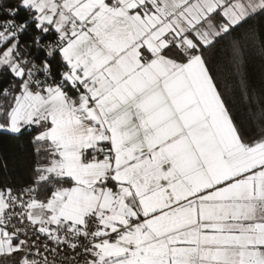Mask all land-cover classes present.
Returning a JSON list of instances; mask_svg holds the SVG:
<instances>
[{
  "label": "snow or ice",
  "instance_id": "6c2138e0",
  "mask_svg": "<svg viewBox=\"0 0 264 264\" xmlns=\"http://www.w3.org/2000/svg\"><path fill=\"white\" fill-rule=\"evenodd\" d=\"M0 264H264V0H0Z\"/></svg>",
  "mask_w": 264,
  "mask_h": 264
}]
</instances>
